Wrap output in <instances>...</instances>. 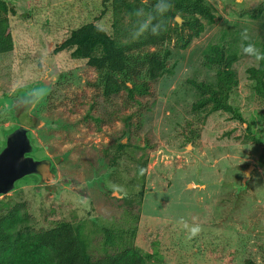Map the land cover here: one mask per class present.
<instances>
[{
    "label": "rangeland",
    "instance_id": "obj_1",
    "mask_svg": "<svg viewBox=\"0 0 264 264\" xmlns=\"http://www.w3.org/2000/svg\"><path fill=\"white\" fill-rule=\"evenodd\" d=\"M103 1L7 0L17 14L15 49L0 54V152L10 132L26 125L31 155L52 160L57 179H20L0 195V218L13 211L23 232L60 220L83 225L94 259L135 247L149 264H264V99L248 73L260 60L243 51L249 43L264 50V0H206L215 22L187 49L169 42L150 49H172V72L140 103L123 93L106 98L97 69L56 51L68 24L95 19ZM110 16L102 21L108 26ZM212 45L238 54L230 102L247 123L193 108L200 93L190 80L216 82V68L204 63ZM46 88L23 116L25 95ZM105 228L116 234L114 244Z\"/></svg>",
    "mask_w": 264,
    "mask_h": 264
},
{
    "label": "trees",
    "instance_id": "obj_2",
    "mask_svg": "<svg viewBox=\"0 0 264 264\" xmlns=\"http://www.w3.org/2000/svg\"><path fill=\"white\" fill-rule=\"evenodd\" d=\"M103 7L91 21L68 24L66 39L56 51H66L74 61H85L90 68L97 69L106 98L123 93L128 101L139 103L153 93L155 84L164 74L172 72L169 67L172 49H150L167 42L187 49L216 19L206 0H104ZM108 10L114 20L110 26L102 22ZM16 14L7 0H0V54L15 49L11 17ZM123 16L131 19L129 26L122 25ZM237 60V53H228L219 45L210 46L204 63L216 68V82L190 80L200 93L193 105L195 111L211 114L223 110L246 122L230 102L231 92L239 84L233 67ZM248 73L255 81L257 94L264 99V59H260L258 66L250 67ZM46 95L47 88L25 95L19 103L23 106L22 115L29 116L32 106ZM13 106L18 107L16 101ZM248 128L251 132L249 124ZM253 139L258 138L253 136ZM123 147L124 144L119 145V149ZM111 161L116 163V157ZM16 223L18 216L13 211L0 218V264H149L135 247L94 259L83 225L68 220L57 221L53 227L39 232L16 230ZM104 230L107 243L114 244L117 238L114 231Z\"/></svg>",
    "mask_w": 264,
    "mask_h": 264
},
{
    "label": "water",
    "instance_id": "obj_3",
    "mask_svg": "<svg viewBox=\"0 0 264 264\" xmlns=\"http://www.w3.org/2000/svg\"><path fill=\"white\" fill-rule=\"evenodd\" d=\"M177 20L182 21L180 17ZM33 151L34 144L30 136V127L20 125L10 132L0 152V195L13 191L17 182L28 175L39 176L41 183L56 181L57 176L53 170L52 160L37 159L30 155ZM253 169L252 164L247 168L248 178H251Z\"/></svg>",
    "mask_w": 264,
    "mask_h": 264
},
{
    "label": "clouds",
    "instance_id": "obj_4",
    "mask_svg": "<svg viewBox=\"0 0 264 264\" xmlns=\"http://www.w3.org/2000/svg\"><path fill=\"white\" fill-rule=\"evenodd\" d=\"M244 39H247V36H244ZM244 53H246L249 56H254L257 60L264 59V54H261L259 49L256 48V46L252 43L247 44L243 48ZM200 231L199 227H193L191 229L192 235H196Z\"/></svg>",
    "mask_w": 264,
    "mask_h": 264
}]
</instances>
